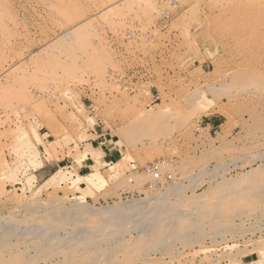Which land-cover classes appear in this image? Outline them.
<instances>
[{"label":"rangeland","instance_id":"374dc122","mask_svg":"<svg viewBox=\"0 0 264 264\" xmlns=\"http://www.w3.org/2000/svg\"><path fill=\"white\" fill-rule=\"evenodd\" d=\"M259 2L0 0V264H264Z\"/></svg>","mask_w":264,"mask_h":264},{"label":"crops","instance_id":"0c3cea01","mask_svg":"<svg viewBox=\"0 0 264 264\" xmlns=\"http://www.w3.org/2000/svg\"><path fill=\"white\" fill-rule=\"evenodd\" d=\"M207 125H215V126H219L221 125V123H216V120H209V122L206 123ZM97 139H99L97 141V145L94 146L93 143H90L91 148L96 149L97 152L95 154L94 160L96 162H98V158L99 159H104V160H111L114 158V156L117 155V149L113 146H110V140L107 139L105 136H103L102 133L97 134ZM88 155V154H87ZM91 161H93V157L91 156V154H89L88 156H86V158L81 162V164L76 167V174L81 176L82 172L89 169V166H91ZM59 162L60 159L58 161L56 160H52L51 165L53 167L59 166Z\"/></svg>","mask_w":264,"mask_h":264},{"label":"bare ground","instance_id":"6f19581e","mask_svg":"<svg viewBox=\"0 0 264 264\" xmlns=\"http://www.w3.org/2000/svg\"><path fill=\"white\" fill-rule=\"evenodd\" d=\"M255 11H257V12H256V13L253 12V16H254V14H255V18L258 20V21L256 20L257 23L255 22V20H252L251 17H249V18L251 19V21H254V22L256 23V24H255V23H254V24H250V23H249V20L246 18V17H248V16L245 17V15H244V17L247 19V21L245 22V20H246L245 18H244V21H243V19L240 17V18H241V22H243L242 25H244L245 23H247V24H245V25H246V26H249L250 29H251V27H252V30L254 29V28H253L254 25H256V26H255L256 28L259 27V29H261V30L264 32V4L259 2L258 9L255 10ZM249 12H250V11H249ZM249 12H247V13H249ZM251 13H252V12H250V15H249V16H251ZM228 14H229V13H228ZM231 14H232V13H230V15H231ZM234 14H235V12H233V15H234ZM245 14H246V13H245ZM233 15H232V16H233ZM237 15H238V14H237ZM246 15H248V14H246ZM232 16H231V18H230L231 20H233L232 18L234 17V16H233V17H232ZM229 17H230V16H229ZM235 17H236V16H235ZM235 17H234V18H235ZM237 17H238V16H237ZM237 17H236V18H237ZM236 18H235V19H236ZM240 18H239V19H240ZM239 19H238V24H239ZM231 20H230V21H231ZM251 21H250V22H251ZM234 22H235V21H234ZM241 22H240V23H241ZM244 22H245V23H244ZM229 23H230V22H229ZM232 24H233V23H232ZM235 24H236V23H235ZM235 24H233V26H234ZM238 24H237V26H238ZM243 28H245V27L243 26ZM247 28H248V27H247ZM238 29H239V28H238ZM242 30H243V29H242ZM245 31H246L245 33H248L247 30H245ZM249 31H250V30H249ZM253 31H254V32H253ZM253 31H252V32H253V34H254L257 30L255 31V29H254ZM262 31H261V32H262ZM238 32H239V31H238ZM243 32H244V31H243ZM258 32L261 33L260 30H258ZM258 32H257V33H258ZM263 32H262V33H263ZM262 33H261V34H262ZM241 34H243V33L241 32L240 35H241ZM250 34H251V33H250ZM250 34H249V35H250ZM253 34H252V37L250 36L251 38H253V36H254ZM249 35H248V36H249ZM246 36H247V34H246ZM256 36L258 37V34H257ZM260 36H261V35H259V37H260ZM240 37H241V36H240ZM243 37H244V36H243ZM243 37H242V38H243ZM250 37H249L248 39H250ZM254 37H255V36H254ZM259 37H258V38H259ZM261 37H264V36H261ZM261 37H260V38H261ZM242 38H241V39H242ZM244 38H245V37H244ZM241 39H240V40H241ZM238 40H239V39H238ZM253 40H254V38H253ZM258 40H260V39H258ZM258 40H257V41H258ZM242 41H244V40L242 39ZM245 41H249V40H247V38H245ZM260 41H261L262 43H260ZM260 41H259V43H260L259 45L262 46L264 42H263L262 40H260ZM253 42H254V41H253ZM249 43H251V39H250V42H249ZM255 43H256V41H255ZM243 44H244V43H243ZM256 44H257V43H256ZM261 44H262V45H261ZM244 45H245V44H244ZM247 45H248V44H247ZM249 45H252V44H249ZM253 45H254V44H253ZM253 45H252V46H253ZM239 46H240V45H239ZM241 46H242V45H241ZM255 47H256V46H255ZM262 47H264V46H262ZM245 48H247V47L245 46ZM256 49H258V47H257ZM260 49H261V48H260ZM251 50H252V49H251ZM217 109H218V108H217ZM212 111H215V109L211 108V109L207 110V112L204 111V113L209 114V113H211ZM217 111H220V112L224 113V114H223L224 116H225V114H226V111L224 112L222 109H218ZM144 115H145V114H144ZM129 143H130V142H129ZM130 144H131V143H130ZM130 146L132 147V144H131ZM130 146H128V147H130ZM129 149H130V148H129ZM89 152H90V149H89ZM90 154L93 155V153H90ZM238 192H239V191H238ZM77 225H78V224H77ZM148 237H149V236H148ZM153 237H154V236H153ZM147 239H148V238H147ZM157 240H158V239H157ZM146 242H147V241H146ZM148 243H149V242H148ZM55 247H56V246H55ZM147 247H148V246H147ZM51 249H52V248H51ZM53 249H54V248H53ZM56 254H58V253H56Z\"/></svg>","mask_w":264,"mask_h":264},{"label":"built area","instance_id":"2783aa9c","mask_svg":"<svg viewBox=\"0 0 264 264\" xmlns=\"http://www.w3.org/2000/svg\"><path fill=\"white\" fill-rule=\"evenodd\" d=\"M168 164L169 163L165 160H159L146 168L149 172H152L153 179H154L153 184L160 185V184L167 183L172 180V175L169 172H167L164 176H162L161 173L159 172V170L162 167H165Z\"/></svg>","mask_w":264,"mask_h":264}]
</instances>
